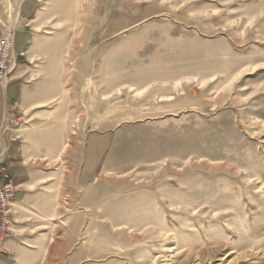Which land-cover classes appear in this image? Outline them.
<instances>
[{"label":"rangeland","instance_id":"1","mask_svg":"<svg viewBox=\"0 0 264 264\" xmlns=\"http://www.w3.org/2000/svg\"><path fill=\"white\" fill-rule=\"evenodd\" d=\"M23 2L0 0L14 35ZM90 8L63 74L90 97L82 264H264V0Z\"/></svg>","mask_w":264,"mask_h":264},{"label":"crops","instance_id":"2","mask_svg":"<svg viewBox=\"0 0 264 264\" xmlns=\"http://www.w3.org/2000/svg\"><path fill=\"white\" fill-rule=\"evenodd\" d=\"M94 2L24 0L21 5L13 41L17 67L0 82V126L6 106L11 114L23 112L26 120L19 127L0 129V165L15 185L7 215L9 235L0 240V264L90 260L78 254L71 234L91 228L92 160L84 155L83 134L90 97L79 106L63 74L76 67L69 60L76 50L91 44ZM1 25H12V20L0 8ZM68 140L73 141L70 152Z\"/></svg>","mask_w":264,"mask_h":264},{"label":"built area","instance_id":"3","mask_svg":"<svg viewBox=\"0 0 264 264\" xmlns=\"http://www.w3.org/2000/svg\"><path fill=\"white\" fill-rule=\"evenodd\" d=\"M14 29L12 26L0 29V82L5 83L15 67L13 52ZM12 108L6 106L1 120V131L10 127H19L26 122L23 112L11 114ZM15 198V185L12 177L4 166L0 165V240L9 235V206Z\"/></svg>","mask_w":264,"mask_h":264},{"label":"bare ground","instance_id":"4","mask_svg":"<svg viewBox=\"0 0 264 264\" xmlns=\"http://www.w3.org/2000/svg\"><path fill=\"white\" fill-rule=\"evenodd\" d=\"M19 7V6H18ZM15 14L18 15V10L15 11Z\"/></svg>","mask_w":264,"mask_h":264}]
</instances>
